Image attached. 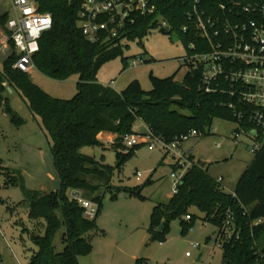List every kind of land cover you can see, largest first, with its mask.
<instances>
[{
	"label": "trees",
	"instance_id": "trees-1",
	"mask_svg": "<svg viewBox=\"0 0 264 264\" xmlns=\"http://www.w3.org/2000/svg\"><path fill=\"white\" fill-rule=\"evenodd\" d=\"M227 0H201L204 8L215 10ZM255 3L264 0H240ZM38 9L52 17L51 28L41 35L39 51L33 55L35 69L55 79L66 80L78 76L76 92L70 99L55 98L36 85L29 74L13 68L15 55L7 58L0 70V108L8 114L11 123L19 127L25 120L10 105L5 83L25 102L50 138L53 164L58 175V189L41 194L27 189L19 181L24 200L29 203L28 217L36 222L29 231L36 249L26 264H79L78 257L88 255L93 249V236L101 231L95 223L101 199L112 190L111 179L124 162L142 143L124 151L122 137L136 133L132 127L142 121L151 134L169 143L188 134H210L213 119L234 122L233 112L227 107L229 96L221 91L206 92L201 86L202 67L189 66L178 83L175 74L167 77L149 75L150 88H142L137 79L131 80L124 89L116 91L97 80L101 65L122 55L123 40L141 42L156 28L153 16L140 17L125 28L124 37H113L90 42L77 25V13L82 0H37ZM193 0H160L158 9L173 32L187 46L193 40L180 27L186 23V12ZM9 14L0 16V24L7 34ZM11 48H13L9 38ZM125 59V58H124ZM151 59H148L150 61ZM248 128V125H244ZM116 134L110 148L116 152L114 166L104 164L93 156L83 154L84 146H103L98 135L103 132ZM258 138L262 139L261 132ZM176 193L167 202L153 206L147 228L151 240L165 239L169 223L178 220L182 231L190 228L198 216L217 228L215 243L222 251L221 264H264V143L237 180L235 189L227 193L223 178L210 176L206 168L199 167L193 159ZM173 167V165H171ZM174 168V167H173ZM12 184L16 180L8 179ZM140 187L128 191L130 196L143 198ZM73 192L70 196V193ZM74 193L97 204L93 218H87ZM114 197L115 194H112ZM228 213L233 216L234 233L221 241V226ZM189 214L190 219H184ZM44 230L38 232L39 221ZM164 221L160 231L158 226ZM62 249L56 250L54 239L58 230ZM135 264H144L137 259Z\"/></svg>",
	"mask_w": 264,
	"mask_h": 264
},
{
	"label": "rangeland",
	"instance_id": "rangeland-1",
	"mask_svg": "<svg viewBox=\"0 0 264 264\" xmlns=\"http://www.w3.org/2000/svg\"><path fill=\"white\" fill-rule=\"evenodd\" d=\"M5 13L12 14L10 1L0 0V16ZM122 44L128 45L123 47L122 55L103 63L98 70L99 83L120 91L137 79L142 88L148 90L150 74L161 78L175 74L174 80L182 82L187 67L179 58L188 49L181 40L172 41L169 35L155 28L140 43L123 40ZM11 54L9 35L0 24V70ZM131 60H136L137 64L132 65ZM28 74L36 85L55 98L70 99L76 92L77 75L55 80L35 68ZM5 87V94L10 97L13 90L7 89L10 87L7 83ZM10 105L25 122L14 126L0 108V264H26L36 249L29 236L36 222L28 217L29 203L24 200L19 181L22 180L27 189L38 190L41 194L58 189L60 181L53 164L50 138L39 118L17 94L11 97ZM235 128L234 122L215 118L210 134L190 137L180 143L189 160L208 162V174L222 177L227 193L234 191L237 180L255 156L250 150L249 139L242 137L234 142L231 136ZM137 130L140 137L147 133V127L145 131L142 126ZM80 151L104 164L115 165L116 152L112 148L84 146ZM172 162L170 154L165 155L157 147L149 150L147 143H142L121 169L114 172L112 190L103 195L95 219L101 233L93 236L92 251L78 257L79 264H135L137 259H142L144 264H221L222 251L215 243L217 228L203 222L195 209L191 212L198 218L185 232L179 221L173 220L163 241L151 240L147 228L152 208L157 203L167 202L172 194L173 185L169 179ZM12 178L18 184L8 181ZM139 187L143 198L129 195V190ZM43 223L40 220L38 225L41 234ZM62 230H58L54 239L58 251L62 249ZM261 243L264 244V236ZM186 252L190 256H186Z\"/></svg>",
	"mask_w": 264,
	"mask_h": 264
},
{
	"label": "built area",
	"instance_id": "built-area-1",
	"mask_svg": "<svg viewBox=\"0 0 264 264\" xmlns=\"http://www.w3.org/2000/svg\"><path fill=\"white\" fill-rule=\"evenodd\" d=\"M9 1L12 14L8 16L6 28L15 55L13 68L29 73L35 68L33 55L39 51L41 35L51 28L52 17L38 9L37 0ZM159 2L82 0L77 25L85 39L94 43L124 37V29L138 18L153 16L158 30L168 29L169 35H177L160 15ZM180 30L193 38L188 41V51L179 58L180 62L187 68L202 67L201 86L206 92L221 91L229 96L227 107L232 110L236 124L231 137L235 143L242 137L249 139L250 150L256 153L264 143V1L242 3L240 0H227L219 3L215 10H209L202 6L201 0H193L186 12V23ZM138 61L143 62L142 59ZM131 64H137L136 60H131ZM258 132H261L262 139L258 138ZM198 135V131L191 130L167 143L153 136L147 128L143 137L138 133L124 135L122 143L124 151L147 143L149 150L157 147L165 155L170 154L174 168L169 179L173 185L171 193L174 194L191 166V160L180 148V143ZM76 198L84 215L93 218L97 204L80 196ZM184 219L189 220L190 215H185ZM233 227V216L228 213L221 226V241L232 237ZM185 255L190 256L188 252Z\"/></svg>",
	"mask_w": 264,
	"mask_h": 264
},
{
	"label": "crops",
	"instance_id": "crops-1",
	"mask_svg": "<svg viewBox=\"0 0 264 264\" xmlns=\"http://www.w3.org/2000/svg\"><path fill=\"white\" fill-rule=\"evenodd\" d=\"M16 94H17V93L13 91V93L10 95V99H11V97H12L13 95H16ZM17 95H18V94H17ZM139 126H142V127L144 128L143 131H145V129H146V125H145L142 121H140V120H137V121L134 123V125H133V127H132L133 131L136 132V133H138L139 130H137V127H139ZM115 137H116V134H113V133H111V132H107V131H103V132H101V133L98 135V139L103 143L102 148H110V145H111V143L114 142ZM83 154H84V153H83ZM86 155H87V154H86Z\"/></svg>",
	"mask_w": 264,
	"mask_h": 264
},
{
	"label": "water",
	"instance_id": "water-1",
	"mask_svg": "<svg viewBox=\"0 0 264 264\" xmlns=\"http://www.w3.org/2000/svg\"><path fill=\"white\" fill-rule=\"evenodd\" d=\"M159 32L161 34H164V35H169V33H170V31L168 29H164V28H160ZM169 36H170V39L172 41H178L179 40V36L178 35L172 34V35H169ZM7 89L12 91V89L10 87H7ZM195 162L201 168H206L207 165H208L207 161H203V160H200V159H197ZM73 196L74 197H78L79 193H74ZM163 225H164V221L158 226V231H160L162 229ZM200 258H201V253L196 258V261L198 262L200 260Z\"/></svg>",
	"mask_w": 264,
	"mask_h": 264
}]
</instances>
